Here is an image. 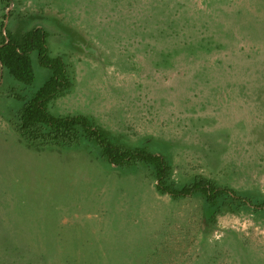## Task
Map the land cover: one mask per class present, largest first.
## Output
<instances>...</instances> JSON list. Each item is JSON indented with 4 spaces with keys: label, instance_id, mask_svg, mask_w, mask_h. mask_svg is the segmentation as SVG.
<instances>
[{
    "label": "rangeland",
    "instance_id": "374dc122",
    "mask_svg": "<svg viewBox=\"0 0 264 264\" xmlns=\"http://www.w3.org/2000/svg\"><path fill=\"white\" fill-rule=\"evenodd\" d=\"M0 0V26L48 32L74 87L56 116L86 115L164 156L171 182L198 176L264 199V0ZM4 68L0 264H264V211L207 221L201 196L160 194L146 164L116 167L86 138L33 148L20 111L52 75Z\"/></svg>",
    "mask_w": 264,
    "mask_h": 264
},
{
    "label": "trees",
    "instance_id": "16d2710c",
    "mask_svg": "<svg viewBox=\"0 0 264 264\" xmlns=\"http://www.w3.org/2000/svg\"><path fill=\"white\" fill-rule=\"evenodd\" d=\"M10 7L11 0H3ZM48 32L35 28L21 37L0 26V83L6 68L19 82L31 85L35 80L31 54L37 51L40 64L51 70L52 75L35 96L20 111L17 131L33 148L60 146L74 148L86 138L96 143L102 155L116 167L146 164L155 171L156 189L173 199L201 196L207 221L214 223L219 214L236 212L246 206L264 211V199L255 202L242 196L237 190L221 186L218 182L198 176L190 184L178 187L171 182L173 167L160 154L151 153L144 147H130L111 131L98 125L86 115L56 116L51 104L66 95L74 87L69 67L62 57H51L47 47Z\"/></svg>",
    "mask_w": 264,
    "mask_h": 264
}]
</instances>
